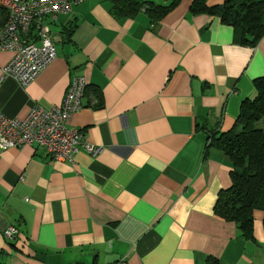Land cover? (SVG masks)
I'll return each instance as SVG.
<instances>
[{
	"label": "crops",
	"instance_id": "1",
	"mask_svg": "<svg viewBox=\"0 0 264 264\" xmlns=\"http://www.w3.org/2000/svg\"><path fill=\"white\" fill-rule=\"evenodd\" d=\"M147 2L119 16L110 0H86L46 19L56 58L26 88L0 81V115L18 119L86 82L67 121L83 136L73 162L0 151V264H264V210L250 237L214 212L233 165L209 147L256 96L264 33L242 45L193 0ZM11 57L0 51V68ZM8 225L13 239L1 235Z\"/></svg>",
	"mask_w": 264,
	"mask_h": 264
},
{
	"label": "built area",
	"instance_id": "2",
	"mask_svg": "<svg viewBox=\"0 0 264 264\" xmlns=\"http://www.w3.org/2000/svg\"><path fill=\"white\" fill-rule=\"evenodd\" d=\"M84 1L0 0V51L12 53L0 68V81L10 77L23 88L29 86L57 56L45 20L68 14ZM85 89V80L76 78L59 106H34L22 119L0 115V151L36 145L55 161L73 162L83 136L78 129L68 127L67 121L71 112L81 109ZM86 149L91 151L88 146ZM1 233L5 239H13L19 231L8 225Z\"/></svg>",
	"mask_w": 264,
	"mask_h": 264
},
{
	"label": "trees",
	"instance_id": "3",
	"mask_svg": "<svg viewBox=\"0 0 264 264\" xmlns=\"http://www.w3.org/2000/svg\"><path fill=\"white\" fill-rule=\"evenodd\" d=\"M110 1L113 13L119 16L134 15L143 7L153 6L147 0ZM176 1L163 10L170 9ZM190 9L193 13L219 15L224 23L236 29L242 45L254 46L264 33L261 0H229L213 7H207L204 0H193ZM253 85L256 96L242 102L234 128L209 136V147L221 150L233 165L232 184L219 193L214 212L235 223L245 237L251 234L253 212L264 210V77L255 79Z\"/></svg>",
	"mask_w": 264,
	"mask_h": 264
}]
</instances>
